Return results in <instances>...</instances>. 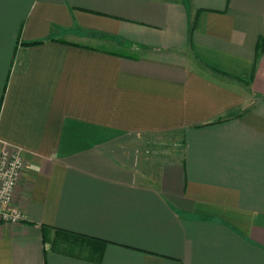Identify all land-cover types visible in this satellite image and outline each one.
I'll return each mask as SVG.
<instances>
[{
  "label": "crops",
  "instance_id": "0c3cea01",
  "mask_svg": "<svg viewBox=\"0 0 264 264\" xmlns=\"http://www.w3.org/2000/svg\"><path fill=\"white\" fill-rule=\"evenodd\" d=\"M0 141V264H264V0H0Z\"/></svg>",
  "mask_w": 264,
  "mask_h": 264
},
{
  "label": "built area",
  "instance_id": "2783aa9c",
  "mask_svg": "<svg viewBox=\"0 0 264 264\" xmlns=\"http://www.w3.org/2000/svg\"><path fill=\"white\" fill-rule=\"evenodd\" d=\"M23 169L21 149L0 141V223L19 224L25 219L24 212L13 205Z\"/></svg>",
  "mask_w": 264,
  "mask_h": 264
},
{
  "label": "trees",
  "instance_id": "16d2710c",
  "mask_svg": "<svg viewBox=\"0 0 264 264\" xmlns=\"http://www.w3.org/2000/svg\"><path fill=\"white\" fill-rule=\"evenodd\" d=\"M260 50H263L261 44ZM57 232L59 236L52 243L53 251L62 252L95 263L101 261L107 241L66 231Z\"/></svg>",
  "mask_w": 264,
  "mask_h": 264
}]
</instances>
